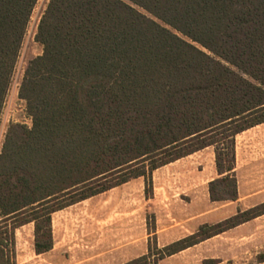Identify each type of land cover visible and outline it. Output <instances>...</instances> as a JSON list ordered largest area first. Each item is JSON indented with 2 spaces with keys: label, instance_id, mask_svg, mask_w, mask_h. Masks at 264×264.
<instances>
[{
  "label": "trees",
  "instance_id": "trees-1",
  "mask_svg": "<svg viewBox=\"0 0 264 264\" xmlns=\"http://www.w3.org/2000/svg\"><path fill=\"white\" fill-rule=\"evenodd\" d=\"M37 2L0 0V118ZM35 39L32 127L12 126L0 155V264H16V229L34 224L46 254L55 213L137 178L151 196L155 170L209 147L226 174L212 200H237L236 137L264 123V0H50ZM263 215L202 226L155 264Z\"/></svg>",
  "mask_w": 264,
  "mask_h": 264
},
{
  "label": "crops",
  "instance_id": "crops-1",
  "mask_svg": "<svg viewBox=\"0 0 264 264\" xmlns=\"http://www.w3.org/2000/svg\"><path fill=\"white\" fill-rule=\"evenodd\" d=\"M36 37V36H35ZM237 182V200L213 201L210 184L220 175L216 167L213 147L206 148L188 157L155 170L152 174L153 193L146 196L145 179L137 178L97 195L52 217L55 238L56 216L64 217L77 207L89 205L99 197L102 208L110 206L112 217L121 214L131 218H142L146 228L147 213L155 217L156 237L159 249L196 233L205 225H216L264 203V123L236 137L235 168L232 172ZM69 211V212H68ZM29 227V240L20 244L18 233ZM147 237L151 234L144 229ZM147 237L143 253L147 254ZM135 243V240L133 241ZM142 243V242H140ZM16 264H43L53 249L38 255L34 248V224L25 225L15 231ZM181 258L184 262H264V215L239 225L227 232L210 238L167 259ZM49 264V262H46Z\"/></svg>",
  "mask_w": 264,
  "mask_h": 264
},
{
  "label": "rangeland",
  "instance_id": "rangeland-1",
  "mask_svg": "<svg viewBox=\"0 0 264 264\" xmlns=\"http://www.w3.org/2000/svg\"><path fill=\"white\" fill-rule=\"evenodd\" d=\"M50 0H38L33 11L27 33L17 60L11 80L8 95L0 118V155L2 153L9 130L14 125L32 127V119L27 111V103L20 98V88L25 71L33 59L42 55L43 46L36 42L40 20L47 9ZM102 208L99 197L89 205H82L65 215L56 216L54 241L57 245V254L42 261L43 264H127L143 253L147 237L148 251H152L150 264H155L157 253V240L152 236L155 228V217L151 213L146 215V228L140 226L142 218L131 219L123 214L112 217L110 206ZM67 209V208H66ZM65 210V209H64ZM69 212V211H68ZM53 230V229H52ZM29 227L21 229L18 233L20 244L29 240ZM135 240V243L133 241ZM142 242V243H140ZM263 258V257H262ZM157 264H264V262H184L181 258L163 259Z\"/></svg>",
  "mask_w": 264,
  "mask_h": 264
}]
</instances>
